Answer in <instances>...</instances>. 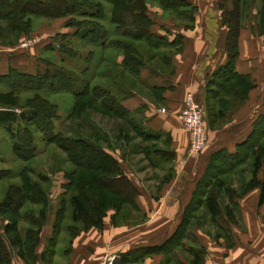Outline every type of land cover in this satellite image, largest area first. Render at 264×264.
<instances>
[{"label": "trees", "instance_id": "16d2710c", "mask_svg": "<svg viewBox=\"0 0 264 264\" xmlns=\"http://www.w3.org/2000/svg\"><path fill=\"white\" fill-rule=\"evenodd\" d=\"M3 1L10 7L4 11L0 6V36L5 39L10 36L19 38L24 34L28 36L35 17L65 18L63 25L75 28V31L60 34L63 39L68 41V37H78L87 45L111 48L123 54V61L119 63L115 59L114 63L139 79L147 65L159 73L166 72L162 69L172 63V56L184 49V36L180 32L159 34L154 31L155 21L149 15V3L160 6L178 27L182 26L185 30L195 29L198 11V7L190 0H0V3ZM222 1V21L229 28V61L216 72L214 83L209 89L212 102L207 104V114L212 120L207 126L211 129L215 128L213 125L218 118L225 119L231 107V98L244 101L256 86L251 76L239 73L236 68L241 29L250 26L254 34L264 38V0H232V7L228 6V0ZM32 2L37 3L39 8L30 7ZM142 46L153 51L152 54L147 55ZM61 49L68 53L70 50L66 43ZM94 56L91 51L85 60H91V64ZM154 60H158L163 68L155 64ZM45 61L47 64L35 72L17 68H11L6 73L0 72V126L5 125L11 134L13 153L17 159L30 161L37 156L39 150L35 133L40 132L44 142L55 144L67 153V160L73 168L65 171L66 182L59 195L53 229L41 253L38 247L52 209L50 192L45 187L49 177L39 173L38 178L33 179L31 174L35 170L28 165L18 172L0 168V181L15 176L21 181L17 185H10L0 202V220L4 223L0 231V264H11L14 252L27 263L54 264L56 245L63 230L70 232L72 243L74 237L83 231L93 227L103 229L104 219L111 209L115 210L112 216L115 226L120 225L118 217L126 205L146 215L135 200L139 190L114 155L113 145L102 144L99 139L103 134L99 132L90 137L66 135L63 131H57V124L66 118L62 119L58 105L50 101L44 95L45 92L67 91L73 94L74 105L67 118L80 119L89 108H99L127 120L144 142H154L142 146L143 153L151 162H170L176 156L175 150L170 147V134L156 132L143 125V120L138 122L133 119V112L116 95L113 86L93 84L97 74L96 64L86 65L77 72L76 69ZM171 71L174 72L173 68ZM146 87L162 101L166 89L164 86L149 87L146 84ZM25 95L28 96L24 99ZM216 102L220 103L219 108ZM15 108L22 109L21 113L18 114ZM163 137L164 144L169 147L167 149L157 144ZM246 165L250 167L251 175L237 188L232 176L243 175L247 170ZM173 177L174 173L169 172L163 177V183L170 182ZM197 186L176 232L161 244L140 247L133 255L129 253L127 260L121 264H142L147 255L158 252L172 254L176 247L184 245V238L193 240L195 237L196 240L192 232L203 225L205 219H209L217 228L218 239L226 235L229 245L234 244L230 232L231 224L237 221L239 198L259 188V204H264V113L258 116L252 132L237 145L235 152L225 147L211 154ZM28 203L40 206L38 214L33 209L24 210ZM121 215L125 217L127 214ZM68 217L71 222L65 225ZM23 222L29 225L25 231L20 225ZM69 248L66 253L70 251ZM190 251L195 258L194 264H199L206 253L203 246L191 247Z\"/></svg>", "mask_w": 264, "mask_h": 264}, {"label": "crops", "instance_id": "0c3cea01", "mask_svg": "<svg viewBox=\"0 0 264 264\" xmlns=\"http://www.w3.org/2000/svg\"><path fill=\"white\" fill-rule=\"evenodd\" d=\"M204 9H201V12ZM208 11L210 18H206V22L197 17L195 29L181 33L184 36V49L172 56L169 70L159 73L147 65L141 74L142 80L149 87L166 88L162 101H159L160 108H165L166 112L161 113L160 108L153 103V108H150L148 113V124L156 132L170 134V147L176 153V177L163 184L157 194L139 182L133 171L129 172L123 167L139 190L135 200L146 214V221L137 226H114L112 215L115 210L111 209L104 219L103 229L93 227L74 237L65 258L58 260V256L62 255L56 252L54 264H106L110 257H117L115 264H121L129 253L135 254L140 247L158 245L170 238L183 221L185 209L194 198L198 181L205 173L211 154L225 147L235 152L237 145L246 140L252 132L257 117L264 113V38L254 34L250 26L243 27L238 39L239 55L236 68L239 73L251 76L256 86L244 101L231 98V107L225 119L218 118L213 125L215 128L209 130L210 139L206 149L197 156H188L190 136L178 114L185 107L187 94L194 92L196 99L205 109L206 122L209 125L212 120L207 114V104L212 102V99H209V89L214 83L216 72L229 61V28L221 23L213 10ZM171 32L175 34L180 31H175L174 28ZM23 36L20 35L21 38ZM11 68L35 72L37 65L30 53L0 51V72L6 73ZM172 68L174 72L171 71ZM219 105L220 103L216 102L217 108ZM14 110L18 114L22 111L20 108ZM2 129L9 134L13 145V139L6 126H0V132ZM259 198V188L239 198L237 221L231 224L233 245H229L226 235L218 239L217 228L214 225L209 227L208 221L192 232L196 240L195 237L193 240L186 237L183 239L184 245L176 247L172 254L158 252L147 255L142 264H194L195 258L190 250L191 247L199 246L206 249L199 264H264V204H259ZM154 222L163 225L156 230ZM50 235L51 232L49 233L45 226L38 250L43 244V251V240H47Z\"/></svg>", "mask_w": 264, "mask_h": 264}, {"label": "rangeland", "instance_id": "374dc122", "mask_svg": "<svg viewBox=\"0 0 264 264\" xmlns=\"http://www.w3.org/2000/svg\"><path fill=\"white\" fill-rule=\"evenodd\" d=\"M190 1H192L198 7L196 15L197 17H201L202 22H206V18H210V15H208L210 13L208 11L209 9L213 10V12H215L214 15L216 14V17H218L222 21L224 14L223 10L220 9V5L223 2L222 0ZM228 1V6H232V0ZM62 5L58 4V6ZM0 6L4 11H7L10 8L4 1L0 3ZM29 6L35 9L39 8L37 3L35 2H32ZM148 7L149 15L155 21V26L153 29L154 31H156V33L166 34L167 32L174 31V28L175 31L179 29L180 33L186 31L182 26H179L180 28H176L177 25L175 24L174 20H172L171 16H169L167 12H164L160 6L152 4L150 2ZM204 8L209 9L205 10ZM201 9H204L203 12H201ZM65 20V18L50 19L35 17L32 31L28 36H25V34L22 38H18V36L12 38L14 36H10L9 39H5V37L0 36V51H3L4 53L15 51L22 54L30 53V55L33 57V62H35L37 65L36 70L40 69V67L42 68L47 64L45 60L54 62L55 64H59L61 66H65L68 69H76L77 72H80V70L86 65L93 66L92 63H94V65L96 64L95 71L97 74L94 78L93 84H99L107 87L113 86L112 88L114 89L116 95H118V97L123 101V104L130 108V110L133 112V119L138 122L143 120V125L149 126V109L153 108V103L156 104V107H161L158 97L154 96L153 93L148 90L142 78L139 79L133 77L131 74L124 71L121 66L114 63L115 59L119 63L122 62L124 59L123 54L118 53L111 48L87 45L83 43V41L78 37H68L70 38L68 41L63 39L60 34L75 31V28H70L63 25V21ZM208 21L210 20L208 19ZM221 23L223 25L225 24L223 21ZM0 24H2V22H0ZM10 42L14 44H8ZM64 43H66L68 48L70 49L69 53L62 51L61 48ZM142 49L144 52L146 51L147 55L153 52L145 46H142ZM91 51L94 52L95 56L93 58V62L90 64L91 60L86 61L85 56L88 57ZM79 57L81 58L78 59ZM112 60L113 63H110V61ZM153 62L162 67L161 64H159L158 60H154ZM169 69V66H165V68H163L162 70L166 71ZM117 88L119 90H117ZM44 95L50 101L58 105V112L61 115L62 119L64 120L66 118L64 122H60L59 124H57V131L60 130L63 131L66 135L72 136L82 135L92 137L95 135V132L103 134L102 138L99 139V141L105 146L112 144L113 149H115L113 153L121 161L122 166L125 168V170L129 172L133 171V174L138 177L139 182L150 187L151 191H153L154 193H160L162 185L166 183H163V177L166 174H169V172L172 171L174 173V177H176L177 173L174 167V160L170 162L164 161L157 163L151 162V159L149 160L148 158H146L145 154L142 151V146L146 144L152 145L154 144V142H144L131 128L127 120L123 119L120 116L106 113L99 108H89L83 118L80 119L67 118V116L73 109V94L66 91L45 92ZM27 96L28 95H25L23 96V98L25 99ZM207 127L208 130H210V127ZM125 134H127L128 137ZM35 138L39 153L30 161H22L15 157L13 153L11 138L5 131V129H2L0 132V168L12 169L13 171L18 172L22 167L28 165L30 167H33L35 170L34 174H31L33 179H37L39 173H44L49 177L48 181L45 183V187L48 188L50 192L49 194L52 205L49 219L46 224V230L50 233L52 232L55 221L56 208L59 205L60 201L59 195L63 192V184L66 182L65 171L71 170L73 168V165L67 160V153L55 144H47L46 142H44L43 136L40 132L35 133ZM164 139L165 137L159 139L157 141V144L159 147L167 149L169 147L164 144ZM188 156H191L189 155V150ZM246 168L247 170L243 173V175L232 176L233 183L237 188H240L241 182H243L244 179H249L251 175L250 167L246 165ZM20 182V178H18L17 176L12 179L0 181V202L5 198L10 185H17ZM119 187L122 188V186H118L115 188ZM126 206L127 207H125L124 210L120 212V216L118 217V221L120 223L119 226H137L143 224L146 221V215H143L139 212L137 213V211L132 209L129 205ZM39 207L28 203L24 206V210L33 209L34 212L38 214ZM121 214H127L125 215L126 218ZM208 220L209 219H205V224L208 222ZM70 222L71 220L68 217L65 221V225L70 224ZM3 224L4 223L0 220L1 232L3 229ZM20 225L22 226L23 231H25V229L29 226L26 222H23ZM160 225L163 224H160L158 222L156 224V222H154L156 230L161 227ZM207 225L209 227H214L211 221L208 222ZM44 234L46 235L45 232ZM70 238V232L68 230H63L60 236V240L56 245L57 252L62 255L58 256V260H60L61 258H65L66 250L68 249L70 244ZM47 240H43V243L45 245L44 249L46 247ZM42 248L43 244L42 247H40V249L38 250L39 253L42 252ZM11 264L37 263H27L24 258L20 257L16 252H14L12 255Z\"/></svg>", "mask_w": 264, "mask_h": 264}, {"label": "built area", "instance_id": "2783aa9c", "mask_svg": "<svg viewBox=\"0 0 264 264\" xmlns=\"http://www.w3.org/2000/svg\"><path fill=\"white\" fill-rule=\"evenodd\" d=\"M165 112L166 109H160ZM179 120L183 123L190 136L189 155L200 154L207 146L209 130L205 120V109L196 99L194 92H189L185 99V107L178 114ZM117 257H110L106 264H115Z\"/></svg>", "mask_w": 264, "mask_h": 264}]
</instances>
